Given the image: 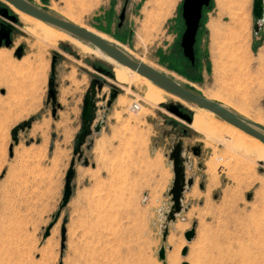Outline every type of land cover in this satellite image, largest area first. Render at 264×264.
Returning a JSON list of instances; mask_svg holds the SVG:
<instances>
[{
    "label": "rangeland",
    "instance_id": "1",
    "mask_svg": "<svg viewBox=\"0 0 264 264\" xmlns=\"http://www.w3.org/2000/svg\"><path fill=\"white\" fill-rule=\"evenodd\" d=\"M27 1L105 36L101 39L183 88L244 110L264 129V88L258 90L264 87V24L255 36L253 0H246L243 12L238 0H211L203 10L193 66L179 47L185 29L183 0H128L121 30L124 0ZM1 9L16 21L0 16V37L8 30L11 34L8 48L1 39L0 54L5 56L0 57L12 67L26 64L6 73L0 67V264H264L263 157L249 166L247 159L233 155L211 181L207 163L214 153L224 154L216 142L213 148L206 144L200 117L211 114L172 99L143 77L132 80L117 65L66 41L43 43L0 0ZM96 67L113 70L120 83ZM97 78L105 81L98 108H105L101 99L107 96L108 101L110 86L119 94L107 112L98 111L93 126L104 125L91 136V149L82 147L89 165L75 161L72 197L54 221L81 133L82 102ZM51 80L55 103L47 101ZM134 103L140 106L136 113L130 111ZM171 105H181L196 125L169 113ZM30 119L31 128L19 132L14 145L12 131ZM178 141L193 186L184 191L183 211L167 223L173 182L168 155ZM192 148H199L200 155L194 156ZM193 226L195 237L187 243L184 235ZM161 248L163 262L158 258Z\"/></svg>",
    "mask_w": 264,
    "mask_h": 264
},
{
    "label": "water",
    "instance_id": "2",
    "mask_svg": "<svg viewBox=\"0 0 264 264\" xmlns=\"http://www.w3.org/2000/svg\"><path fill=\"white\" fill-rule=\"evenodd\" d=\"M6 5L14 7L19 12L32 17L38 21L43 22L44 24L62 31L83 43L88 44L92 48L97 49L106 57L112 59L116 63L121 66H124L131 71L137 73L139 76L147 79L153 85L163 90L164 92L176 97L177 99L192 104L196 107L204 109L206 111L214 114L219 120L239 129L243 133L249 135L260 141L264 144V129L259 127L258 125L244 119L237 113L225 108L222 104L209 101L206 98L195 94L181 85L170 79L169 77L157 72L156 70L150 68L149 66L135 60L131 56H129L125 51L118 48L117 46L110 44L99 37L89 33L88 31L79 28L72 23L65 21L63 19L54 17L35 5L31 4L27 0H1ZM128 0H124L123 8L121 9V13L118 17V28H120L125 21L126 15V6ZM211 0H183L182 9H181V17L184 22V32L181 37V41L179 47L182 51L183 57L190 63L191 66L195 64V45L196 38L198 32L201 28V21L203 18V10L209 9ZM253 33L257 35L260 27L259 25L264 20V0H253ZM0 16L4 18H9L12 22H15L16 19L14 17H8V11L6 9L0 10ZM10 30H8L4 36L0 37V47H1V39L4 38V47L8 48L11 44L9 38ZM53 70V67H52ZM98 73L104 76H110L113 78L112 70L110 72L106 71H98ZM105 81L101 78H97L93 80L90 84V87L84 96L82 102V112H81V133L76 137L77 145L73 152V159L70 163V167L65 175L64 186L62 192V199L58 206V211L54 215V221H57L61 212L67 207L72 197V193L74 190L73 181L75 179V161L81 163L83 167H87L89 162L87 158L84 157V153L82 151V147L86 146V150L89 151L93 146V141L90 139L94 134H98L101 131V128L104 125L103 121H100L96 126H93L94 121L97 119L98 111L107 112L114 101L118 96V91L115 87L110 86V94L108 101L106 100V96H104L101 101L106 102L105 108H98L97 104L99 99L97 96L101 93L103 88V84ZM47 101L55 103L56 102V91L53 80L49 82V91L47 96ZM168 112L173 114L175 117L181 119L182 121H186L188 124L191 123L192 117L190 114H183L181 111L183 110L181 105L177 106H169L167 108ZM34 119H30L27 122H24L17 126L11 134L12 141L14 145L18 144V133L23 132L25 130H29L33 123ZM196 150L199 148L192 149V153L194 156H198L196 154ZM13 146L9 148V157H12ZM169 162L172 165L173 172V182L172 187L169 191V196L171 198V207L166 215L167 223H171L175 221L177 215H179L183 211V194L186 188H191L193 186V179L186 178L185 175V162L186 159L183 156L181 143L176 144L170 154L168 155ZM202 189V185L200 186ZM250 198V196H248ZM49 230V229H48ZM48 230L44 239L48 236ZM195 237V226L192 227L190 231L185 233L184 238L187 243H190ZM166 238V233H164L163 239ZM65 231L62 229L61 231V251L65 248ZM187 254V248L183 249L181 256L185 257ZM159 261L163 262L165 260V250L163 248L160 249L158 253ZM185 264V263H184Z\"/></svg>",
    "mask_w": 264,
    "mask_h": 264
},
{
    "label": "bare ground",
    "instance_id": "3",
    "mask_svg": "<svg viewBox=\"0 0 264 264\" xmlns=\"http://www.w3.org/2000/svg\"><path fill=\"white\" fill-rule=\"evenodd\" d=\"M7 6L9 8V10L12 13H14L19 18V20L22 23H24L27 26H30L31 28H33V29H35L37 31V34L35 35V38L37 40H40L43 43L46 42V41H48V40H52V39L53 40L66 41V42L72 44L77 49H79V50H81V51H83L85 53H88V54H91V55H95V56L98 55V56H100L102 58L103 61H105V62H107L109 64L113 63V64L117 65L118 67L121 68V69H119V68L118 69L122 73H124L125 75L129 76L132 80H143L142 77L139 76L137 73L131 71L130 69H128V68H126L124 66L119 65L118 63H116L112 59H110V58L106 57L105 55H103L97 49L92 48L91 46H89L88 44L83 43V42H81V41H79V40H77V39H75L73 37H70L66 33H64L62 31H59L57 29H54V28H52V27L44 24L41 21H38V20H36V19H34L32 17H29V16H27V15L19 12L18 10H16L12 6H9V5H7ZM97 35H99L100 39L101 38L107 39L105 36H103L101 34H97ZM216 35L215 34L213 35V37L215 36L214 37V40H216V38H217ZM234 37H232V38H234ZM106 42H108V41H106ZM108 43H110V42H108ZM110 44H113V45L117 46L118 48H120L123 51H125L129 56H131L132 58H134L126 49L118 46L116 43H110ZM1 55L2 56H5V54H0V56ZM135 60H137V59H135ZM24 64H26V62H22L20 65H15V66L12 67L11 64H9L8 62L3 61L1 59V57H0V67L2 68V70L5 73L6 72H9V70L13 71V69H15L17 67H20L22 65L24 66ZM113 64H111V65H113ZM112 74H113V70H112ZM113 78H114V75H113ZM145 80L148 81L147 79H145ZM148 82L151 83L150 81H148ZM123 90L126 91V93H128V91H129V89H127V88H125ZM171 98L174 99V100H176V101H178L177 98H175L174 96L172 97V95H171ZM207 100L213 101V102H219L225 108H227V109H229V110L237 113L238 115H240L244 119H246V120H248V121H250V122H252V123L255 124V122L249 120V118L247 116H245L244 113L243 114L240 113L238 110L234 109L229 104H226V103H224V102H222L220 100H217L216 98H211V100L210 99H207ZM197 108H199V107H197ZM199 109H201V108H199ZM201 110H203V111L208 112L209 114H211V116L206 115V116H201L200 117V121L202 123V126L206 130V132H207V139H206L207 146H209L210 148H213L214 147L213 141H214V142H216L217 144H219V145H221L223 147V152H224V154L222 153V155H220V156H217L214 153L213 154V157H212V160L209 162V164L207 163V167H208L207 168V173H208V176L211 179V181H214L215 178H216L215 175H214L215 174V170L217 168H219V167H226L227 164H228L227 161H229L228 159L229 158L231 159V157H232V159L234 158L233 155L235 156V159L237 158V160H240V161H243L242 159H247L249 162H251L250 163L251 165L248 163L249 166H253L255 160L259 156H261V157L264 158V144H262L257 139H255L253 137H250L249 135L243 133L239 129H237V128H235V127H233V126H231V125H229V124H227V123L219 120L211 112L206 111L204 109H201ZM190 124L191 125H196L195 120H191V123ZM190 124H188V125H190ZM247 152H249L250 157H247L248 156V155H246ZM238 157H241L242 159L241 158L238 159ZM245 164H247V163L245 162ZM248 168H253V167H248ZM192 193L194 195V192H192Z\"/></svg>",
    "mask_w": 264,
    "mask_h": 264
},
{
    "label": "crops",
    "instance_id": "4",
    "mask_svg": "<svg viewBox=\"0 0 264 264\" xmlns=\"http://www.w3.org/2000/svg\"><path fill=\"white\" fill-rule=\"evenodd\" d=\"M238 2H239V6H238V8H239V10L240 11H246V0H238ZM252 12H253V4H252ZM252 18H253V15H252ZM238 21V20H237ZM264 24V20H263V22L259 25V27H260V30H259V32L261 31V25H263ZM253 26H254V20H253ZM199 33V32H198ZM258 35V34H257ZM257 35H255V36H257ZM197 38H198V35H197ZM197 38H196V43H197ZM196 46V45H195ZM264 87H259V89L258 90H262ZM217 97V96H216ZM218 98V97H217ZM219 99V98H218ZM220 101H222V100H220ZM222 102H224V103H226V104H229V103H227L226 101H222ZM230 106H232L234 109H236V110H238L240 113H244L245 114V116H247L248 117V114L244 111V110H242V109H239V108H237V107H235V106H233V105H231V104H229ZM249 118V117H248ZM250 119V118H249ZM251 120V119H250Z\"/></svg>",
    "mask_w": 264,
    "mask_h": 264
},
{
    "label": "flooded vegetation",
    "instance_id": "5",
    "mask_svg": "<svg viewBox=\"0 0 264 264\" xmlns=\"http://www.w3.org/2000/svg\"><path fill=\"white\" fill-rule=\"evenodd\" d=\"M127 3H128V2H127ZM122 8H123V7H122ZM126 8H127V6H126ZM122 27H123V25H122L120 28H118V27H117V28H118V30H121ZM10 36H11V34H10ZM4 41H5V39L3 38V42H4ZM95 69L98 70V71H106V72H110V70H104V69H102V68H97V67H96ZM108 77H110V76L108 75ZM114 81L117 82V83H120L119 79L114 78ZM112 84H114V82H113ZM103 85H104V84H103ZM114 85H115V84H114ZM115 86L117 87V85H115ZM117 88H118V87H117ZM102 89H103V88H102ZM101 91H102V90H101ZM118 94H119V92H118ZM106 99H107V96H106ZM178 143H180V142L178 141ZM178 143H176V144H178ZM176 144H175V145H176ZM175 145H174V146H175ZM174 146H173V147H174ZM181 146H182V143H181ZM173 147H172V148H173ZM192 149H195V148H192ZM192 149H191V153H192ZM171 150H172V149H171ZM182 151H183V146H182ZM195 152H196V154H197L198 156L200 155V149H199V150H196ZM192 154H193V153H192Z\"/></svg>",
    "mask_w": 264,
    "mask_h": 264
},
{
    "label": "built area",
    "instance_id": "6",
    "mask_svg": "<svg viewBox=\"0 0 264 264\" xmlns=\"http://www.w3.org/2000/svg\"><path fill=\"white\" fill-rule=\"evenodd\" d=\"M140 109V106L138 103H134L130 106V111L133 112V113H136L138 112Z\"/></svg>",
    "mask_w": 264,
    "mask_h": 264
}]
</instances>
